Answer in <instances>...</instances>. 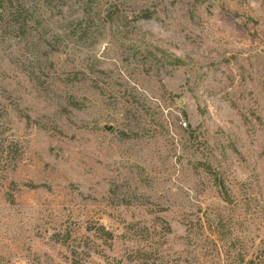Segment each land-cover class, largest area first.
<instances>
[{
	"label": "rangeland",
	"instance_id": "374dc122",
	"mask_svg": "<svg viewBox=\"0 0 264 264\" xmlns=\"http://www.w3.org/2000/svg\"><path fill=\"white\" fill-rule=\"evenodd\" d=\"M24 1L0 264H264V0Z\"/></svg>",
	"mask_w": 264,
	"mask_h": 264
},
{
	"label": "trees",
	"instance_id": "16d2710c",
	"mask_svg": "<svg viewBox=\"0 0 264 264\" xmlns=\"http://www.w3.org/2000/svg\"><path fill=\"white\" fill-rule=\"evenodd\" d=\"M89 1L92 4L94 2V0H80V2L82 4L86 3V6L83 7V10H85V13H90L89 5H87L89 3ZM28 3L31 4V2L23 0V2H21V4H20V6H21V8H20L17 5L16 6L14 5V0H10V3L8 5L4 4L3 6L0 7V11H1L2 15L6 14L7 16H12V18L15 19L12 24L8 25L9 27L21 26L23 28L30 29L33 27L34 23L41 22V21L46 22V21L40 19V16H38V18L36 17L37 12L34 11L33 7L30 6ZM21 14L23 15V20H16V19H18L17 17ZM24 14H25V16H24ZM43 37H45V36H43Z\"/></svg>",
	"mask_w": 264,
	"mask_h": 264
},
{
	"label": "water",
	"instance_id": "95a60500",
	"mask_svg": "<svg viewBox=\"0 0 264 264\" xmlns=\"http://www.w3.org/2000/svg\"><path fill=\"white\" fill-rule=\"evenodd\" d=\"M106 128H107L108 130H110V129H111V125H107Z\"/></svg>",
	"mask_w": 264,
	"mask_h": 264
}]
</instances>
